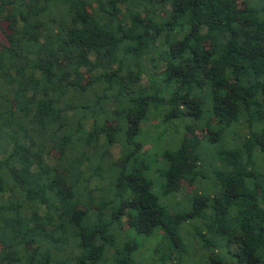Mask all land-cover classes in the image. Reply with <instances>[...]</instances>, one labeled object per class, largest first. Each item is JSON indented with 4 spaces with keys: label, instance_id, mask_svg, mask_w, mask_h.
Instances as JSON below:
<instances>
[{
    "label": "trees",
    "instance_id": "trees-1",
    "mask_svg": "<svg viewBox=\"0 0 264 264\" xmlns=\"http://www.w3.org/2000/svg\"><path fill=\"white\" fill-rule=\"evenodd\" d=\"M235 1L0 0V264H264V0Z\"/></svg>",
    "mask_w": 264,
    "mask_h": 264
},
{
    "label": "rangeland",
    "instance_id": "rangeland-1",
    "mask_svg": "<svg viewBox=\"0 0 264 264\" xmlns=\"http://www.w3.org/2000/svg\"><path fill=\"white\" fill-rule=\"evenodd\" d=\"M241 4V0H237V1H235V3H234V5L235 6H238V5H240ZM0 40H3V34L0 32ZM151 178H153L152 179V181L154 182L153 183V186H152V191L155 193V194H157L158 196H159V198H160V202L163 200L164 202H170V203H173V200H172V198L171 199H168V200H165L164 198L165 197H163V196H161V192H160V183L163 181V179L162 178H158L157 177V175L156 174H153L152 176H150ZM157 180H159V183H158V185L156 184V181ZM193 189V187H191V189L190 190H192ZM180 199V196H178V197H175V200L176 201H178ZM154 240V239H153ZM152 240V241H153ZM151 240L149 241V243H148V245H146V246H150V245H153L154 244V242H152ZM189 251H187V252H184L183 253V255H184V257H183V260H184V262L186 263V264H211L208 260H207V256H205L204 258H203V260L204 261H199V260H196L195 258H194V256L189 252ZM140 255H141V259H144V260H146V251H141L140 250ZM142 261L143 263L145 262V261Z\"/></svg>",
    "mask_w": 264,
    "mask_h": 264
}]
</instances>
